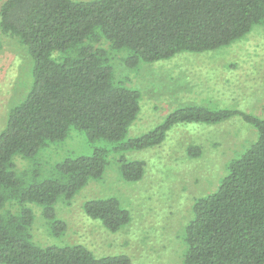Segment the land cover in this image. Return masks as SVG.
Instances as JSON below:
<instances>
[{
    "label": "trees",
    "instance_id": "1",
    "mask_svg": "<svg viewBox=\"0 0 264 264\" xmlns=\"http://www.w3.org/2000/svg\"><path fill=\"white\" fill-rule=\"evenodd\" d=\"M264 27V0H5L0 32L27 48L33 83L25 99L8 111L0 131V264H133L126 255L97 257L83 245L41 247L34 242L35 205L61 235L59 202H70L92 180H100L111 152L123 179L144 177L145 162L124 152L162 145L167 133L186 124H219L239 116L256 140L230 161L216 191L198 198L184 226L181 264H264V117L229 109L186 105L147 134L127 138L140 111L138 90L116 80L113 57L124 65L169 60L182 53L215 52ZM72 130L94 144L90 155L68 157L49 178L16 159L35 160L65 142ZM188 156L201 155L198 146ZM12 203L19 208L13 212ZM84 211L110 232L131 222L129 211L111 196L87 201Z\"/></svg>",
    "mask_w": 264,
    "mask_h": 264
},
{
    "label": "rangeland",
    "instance_id": "2",
    "mask_svg": "<svg viewBox=\"0 0 264 264\" xmlns=\"http://www.w3.org/2000/svg\"><path fill=\"white\" fill-rule=\"evenodd\" d=\"M4 1L0 0V6ZM124 56L114 54L116 80L141 94L140 111L127 138L149 133L188 104L264 117V27H253L242 40L215 52L182 53L134 69L124 65ZM32 68L27 48L0 32V131L9 109L31 89ZM166 137L156 148L124 152L131 160L145 162L144 177L138 182L123 179L119 154L111 152L100 180L90 181L72 201L58 203L57 218L67 224L63 234H53L41 209L31 205L34 242L41 247L83 245L97 257L122 254L133 264H181L182 233L192 218L195 200L216 191L230 161L256 140L257 132L235 116L215 125L175 126ZM190 146L200 148L198 158L188 156ZM95 148L113 149V145L105 141L91 144L84 133L72 130L65 142L45 149L35 160L17 158L16 165L22 173L32 168L40 178H49L59 162L90 155ZM111 196L131 215V222L115 233L88 217L83 208L89 200ZM7 208L19 211L14 203Z\"/></svg>",
    "mask_w": 264,
    "mask_h": 264
}]
</instances>
